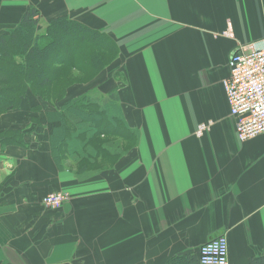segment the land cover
Instances as JSON below:
<instances>
[{
  "label": "crops",
  "instance_id": "1",
  "mask_svg": "<svg viewBox=\"0 0 264 264\" xmlns=\"http://www.w3.org/2000/svg\"><path fill=\"white\" fill-rule=\"evenodd\" d=\"M32 8L39 29L68 16L109 36L125 77L104 88L102 71L55 104L30 90L2 115L0 264H200L201 246L222 235L229 264L264 256V133L239 140L224 87L232 52L264 42V0H0V35ZM90 89L122 91L120 120L137 142L80 171L53 151L44 112ZM58 190L66 203L45 207Z\"/></svg>",
  "mask_w": 264,
  "mask_h": 264
},
{
  "label": "trees",
  "instance_id": "2",
  "mask_svg": "<svg viewBox=\"0 0 264 264\" xmlns=\"http://www.w3.org/2000/svg\"><path fill=\"white\" fill-rule=\"evenodd\" d=\"M39 25L38 12L32 8L17 27L0 36V118L11 110L22 108L30 90H40L37 95L40 94L49 103V100L52 104L61 102L75 84L71 72L81 71V64L85 61L91 65L103 61V51L108 47L119 53L116 43L109 36L68 16L51 19L43 32H39ZM102 66L100 64L95 68V77L103 70ZM64 78L68 83L61 84L55 96H50L52 85ZM87 95L44 112V117L50 119L48 125L53 151L58 152L56 155L59 158L63 154L72 158L80 164L81 171L89 168L87 162L108 158L110 153L137 142V138L130 135L132 131H126L129 128L124 124L117 127L114 122L119 118L123 123L118 105L122 91H115L113 99H96L90 93ZM107 100L112 101L105 103ZM31 109H38L37 113L42 111L37 107ZM103 114L107 117L102 118ZM80 118L81 121H77ZM21 135L14 134L12 141L26 144ZM109 136L119 141H112ZM4 140V144L11 141L9 137H4ZM183 260L184 264H196L193 259ZM170 264H177L176 260ZM251 264H264V256L251 259Z\"/></svg>",
  "mask_w": 264,
  "mask_h": 264
},
{
  "label": "built area",
  "instance_id": "3",
  "mask_svg": "<svg viewBox=\"0 0 264 264\" xmlns=\"http://www.w3.org/2000/svg\"><path fill=\"white\" fill-rule=\"evenodd\" d=\"M229 77L224 81L230 113L236 118V131L245 142L264 133V42L241 46L232 52L228 62ZM69 199L64 192H51L42 203L60 209ZM200 264H229V242L225 235L202 245Z\"/></svg>",
  "mask_w": 264,
  "mask_h": 264
},
{
  "label": "rangeland",
  "instance_id": "4",
  "mask_svg": "<svg viewBox=\"0 0 264 264\" xmlns=\"http://www.w3.org/2000/svg\"><path fill=\"white\" fill-rule=\"evenodd\" d=\"M45 29H46V26H45V28L40 29L39 32H43V31H45ZM103 53H102L103 56H104V57H102L103 61H100V62L95 63L93 65H91L89 62L85 61V63L81 64V68H80L81 71L80 70L79 71L75 70L74 72H71V74L74 75V81H75V84L72 85V86L84 85V86H81L79 89H73L72 91L81 90V89L83 91H85V89L87 87V83H89L91 80H93V79H95L97 77V76L96 77L94 76V73H96L95 72V68L98 65H100V64L103 65L102 66L103 67V70H102L103 72L108 71L110 73V75H108V76L105 75V81L106 82H104V83L102 82L101 83L102 87L104 86V88H105L106 87V83H108V82H113V84L115 86H117V84H120V82L123 81V79L125 77L124 76V72H123L122 69L117 68V61L120 60L119 59L120 58V54L115 52L110 47H108L106 49V51L104 50ZM69 71L70 70H66V72H69ZM100 77H102V76H99V78ZM109 79H110V81H109ZM67 83H68L67 79L64 78V79L61 80V82L58 81L56 83L57 85L53 84L51 89H50V91H49V95L50 96H55V94L57 93L58 89L61 88L60 85L61 84H67ZM121 85L123 86V83ZM38 91H40V90H35V91L32 90V92L34 94H37ZM89 92H90V94H92L95 91L90 89ZM66 95H67V93L65 94V96ZM39 96H40V94H39ZM40 97H42V96H40ZM49 101H50V103H52V100H49ZM80 105L84 106V104H80ZM105 114H103L102 118H104V117L106 118L107 117V116H105ZM118 119L116 121H114V122L117 123V127H123V123H121ZM77 121H79V120L77 119ZM108 123H109V121H108ZM108 139H110L112 141H119L114 136H109ZM68 158L69 157L66 154L62 155V160L63 161L68 160ZM112 163H113V161H109V159H100L99 160V167L100 168H107ZM74 169L75 170H79L80 166L76 165V166H74ZM54 192H64V193H67L69 195V193L67 191H65V190H58V191H54Z\"/></svg>",
  "mask_w": 264,
  "mask_h": 264
}]
</instances>
